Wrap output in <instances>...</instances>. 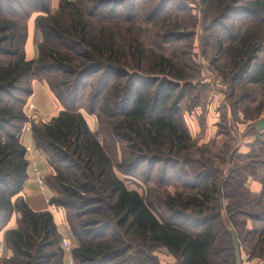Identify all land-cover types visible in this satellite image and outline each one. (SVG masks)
I'll return each instance as SVG.
<instances>
[{
    "label": "trees",
    "instance_id": "1",
    "mask_svg": "<svg viewBox=\"0 0 264 264\" xmlns=\"http://www.w3.org/2000/svg\"><path fill=\"white\" fill-rule=\"evenodd\" d=\"M219 1L223 14L241 0ZM49 2L0 0V232L14 213L20 215L16 228L5 233L12 256L1 264H64L51 214L33 212L23 200L13 201L27 179L20 135L33 81L45 83L62 107L49 124L32 125L31 132L36 149L54 172L46 179L53 192L49 204L64 210L78 243L71 252L74 264H157L151 254L158 248L179 264H236L232 235L240 241L239 231L248 221L260 226L258 239L264 245V179H254L250 169L243 171L261 184L259 193H251L246 174L220 183L203 164L194 163L192 174L173 163L175 179L169 184L184 192L159 204L169 217L125 187L118 173L133 177L147 166L150 180L157 164H163L166 173L172 163H165L166 158L191 142L179 109L184 92L173 99L178 87L173 80L187 79L175 70L172 58L157 57L150 71L160 77L152 78L140 74L138 54L129 61L122 54L107 27L128 23L127 0H60L54 14ZM136 3L130 0L132 10ZM248 6L237 21L257 20L259 11ZM256 6L262 8L259 2ZM35 14L42 41L37 58L28 61L27 23ZM130 16L139 18L137 12L130 11ZM251 60L243 57L232 83L247 75ZM81 111L97 117L96 133ZM112 140L119 146L126 143L125 149L119 147V162L106 149ZM261 168L264 172L263 163ZM223 192L229 201L224 209L219 201ZM244 194L253 203L240 199Z\"/></svg>",
    "mask_w": 264,
    "mask_h": 264
},
{
    "label": "rangeland",
    "instance_id": "2",
    "mask_svg": "<svg viewBox=\"0 0 264 264\" xmlns=\"http://www.w3.org/2000/svg\"><path fill=\"white\" fill-rule=\"evenodd\" d=\"M136 1L134 10H132L133 5L130 7V0H127L124 5V10L126 7L128 9L126 12H129L126 20L128 23L117 27L110 25L107 28L110 29L109 32H113L122 54L129 57L128 61L131 55L138 54L137 60L141 61L142 76L152 78L159 76L155 71H150L153 70L151 67L156 63L157 57L174 59L175 70L179 71L187 81L173 80L178 84V87L174 88L173 99L184 92V100L179 106L184 124V114L187 113L185 117L191 116L196 108L201 109L195 119L199 124L200 132L197 133L196 138H191V142L178 154L166 158L165 163L172 162L167 165L166 173L162 169L163 164H157L150 180L146 174L147 166L136 176H122L118 173V177L123 180L128 190L137 191L156 209L167 196L172 197L184 192L173 183L169 184L170 180L175 179L176 170L173 163L177 165L176 168L181 167L189 173L193 172L194 163L203 164L211 170V174L220 183L227 180L228 176L232 178L239 175L237 177L243 179L246 174L243 170L250 169L256 175L254 179L260 182L264 179L261 168V164H264V136L258 135L255 128L257 122L264 121V0H241L236 5L238 7H230L223 14L224 7L219 0ZM59 2L60 0H50V9L53 14L57 12ZM257 2L261 3V9L255 7ZM248 5L259 11L256 12L257 20L255 22L237 21L241 17L240 14L246 11L242 9L249 7ZM111 7L112 4L107 10ZM130 11L138 13L139 18L136 21L132 20ZM248 13L244 15L251 16ZM37 15L32 17L33 23ZM221 15L224 16L220 18ZM244 15L242 17H246ZM95 29L97 30L98 27L95 26ZM28 35L27 28V37ZM41 41L42 37L39 43ZM244 56H249L252 59L251 65L259 70L260 75L256 80L258 82L252 83L253 78H251L249 81L245 80L243 84L232 83L231 78ZM131 63L134 65V62ZM218 92L224 95L229 105V112L215 109L217 113L214 111L215 113L210 115L214 133L207 131L211 135L205 137L207 135V132L205 133L206 106L210 104L209 97L215 96ZM93 118L94 122L92 118H87V122L90 129L96 133L98 120L96 116ZM187 121L191 129L190 121L193 123L194 119L187 118ZM196 131L199 129L197 128ZM101 137L99 136V139L104 140V137ZM244 141H249L245 145L247 149L238 152ZM108 143L106 149L110 156L119 162L122 158L121 144L125 149L126 143L121 142L120 146L116 140L108 141ZM196 167L199 169L197 165ZM250 170L249 173H251ZM162 174L165 176L163 177ZM246 175L247 181H251V175ZM187 179L189 178H184V180ZM187 192L189 193L188 190ZM223 196L224 192L219 198L222 209L229 203ZM240 199H244L246 203L250 201L253 203L252 198L246 197L245 194ZM158 209L167 217L171 215L164 206L161 208L159 206ZM239 220L243 221V218ZM259 227L258 224L248 221L246 226H243L244 230L239 231L240 241L236 240V243H238L242 264H264V245L262 242L259 243L260 239H258ZM151 255L157 264L180 263L179 259L171 256L164 248L156 249Z\"/></svg>",
    "mask_w": 264,
    "mask_h": 264
},
{
    "label": "crops",
    "instance_id": "3",
    "mask_svg": "<svg viewBox=\"0 0 264 264\" xmlns=\"http://www.w3.org/2000/svg\"><path fill=\"white\" fill-rule=\"evenodd\" d=\"M34 16L35 15H33L32 17ZM32 17L27 25L29 35L25 43V59L28 61L35 60L37 58V44L41 39L40 33L35 29V25L33 26L34 19L32 20ZM36 34L38 35L37 37L35 36ZM258 75H260L259 70L256 69L253 65H250L247 75H245L244 78L238 82V84H243L245 80L249 81L251 78H253L252 83H254L256 82ZM31 88V96L27 99L23 108V113L27 119V122L24 124L20 135V143L25 148V159L28 163L26 170L27 179L24 182L21 192L13 198V201L23 200L28 205V207L36 213H50L56 226L57 233L61 237L60 244L64 239L73 249L78 247V243L69 230L64 210L49 204L50 199L53 197V192H51V190L48 188L46 179L49 176L53 175L54 172L49 167L45 156L36 149L31 132L32 125L42 127L49 124L52 119L56 118L59 115V113L62 111V107L45 83L33 81L31 82ZM223 98L224 95H222V92L215 93V96L213 95L209 97L210 104L206 106V113L208 116L206 115L205 117V133L207 131H211V134L214 133V128L211 127L210 123V115L214 114L215 112L217 113L215 109H223L226 110V112H229V105L226 103L225 98ZM212 99L215 100L213 101ZM200 112L201 109L196 108L195 112H193L191 116L185 117L187 113L184 114L185 127L187 128L189 136L192 139L196 138L197 133L200 132L199 124L197 120H195ZM81 114L90 129L91 127L87 122V118H92L94 122V116L88 115L82 111ZM187 118L194 119L193 123L190 121L193 129H190ZM94 127L96 126L94 125ZM197 128L199 129V131H196ZM255 129L258 135L264 136V128L262 130H259L256 126ZM91 131L95 133L94 130ZM211 134L210 132H207V135H205V137H208ZM248 143L249 141H244L243 145H241L242 148L239 149L238 152H242V150L247 149L245 145H247ZM247 187L253 193H259L262 188L259 182L253 180H249L247 182ZM19 218L20 215L18 213H14L6 227L0 232V264L1 260L9 259L12 256L11 252L7 249L5 244V233L8 230L16 228V223ZM72 249L65 252L63 251L64 264H74L71 254Z\"/></svg>",
    "mask_w": 264,
    "mask_h": 264
},
{
    "label": "water",
    "instance_id": "4",
    "mask_svg": "<svg viewBox=\"0 0 264 264\" xmlns=\"http://www.w3.org/2000/svg\"><path fill=\"white\" fill-rule=\"evenodd\" d=\"M256 126L259 130H262L264 128V121L257 122ZM232 238H233V246H234V253H235V258H236V264H241L239 248L237 246L236 240L234 239L233 235H232Z\"/></svg>",
    "mask_w": 264,
    "mask_h": 264
},
{
    "label": "built area",
    "instance_id": "5",
    "mask_svg": "<svg viewBox=\"0 0 264 264\" xmlns=\"http://www.w3.org/2000/svg\"><path fill=\"white\" fill-rule=\"evenodd\" d=\"M60 247L64 252L70 250V245L64 239L61 241Z\"/></svg>",
    "mask_w": 264,
    "mask_h": 264
}]
</instances>
